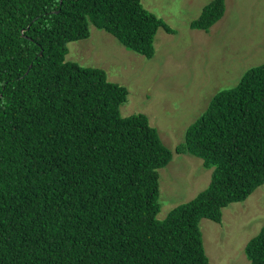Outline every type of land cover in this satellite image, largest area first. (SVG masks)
<instances>
[{
  "label": "trees",
  "instance_id": "1",
  "mask_svg": "<svg viewBox=\"0 0 264 264\" xmlns=\"http://www.w3.org/2000/svg\"><path fill=\"white\" fill-rule=\"evenodd\" d=\"M213 0L192 28L223 17ZM90 24L147 58L160 27L142 0H0V264H209L202 218L264 184V63L222 89L178 152L213 168L207 188L161 209L172 150L144 113L124 116L126 86L67 61ZM264 264V226L246 244Z\"/></svg>",
  "mask_w": 264,
  "mask_h": 264
},
{
  "label": "rangeland",
  "instance_id": "2",
  "mask_svg": "<svg viewBox=\"0 0 264 264\" xmlns=\"http://www.w3.org/2000/svg\"><path fill=\"white\" fill-rule=\"evenodd\" d=\"M211 1L142 0L173 29L159 28L152 58L127 49L93 24L87 38L68 43L66 60L101 67L110 81L126 86L129 95L121 113L146 114L172 150V160L159 169L161 220L211 181L213 168L205 167L202 158L176 150L186 130L218 92L264 63V0H226L223 17L212 27L192 28ZM263 226L264 184L244 201L225 207L221 222L201 219L209 264H249L246 244Z\"/></svg>",
  "mask_w": 264,
  "mask_h": 264
}]
</instances>
